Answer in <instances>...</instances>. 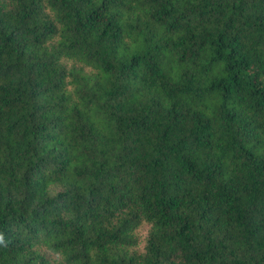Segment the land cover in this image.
Here are the masks:
<instances>
[{
    "label": "trees",
    "instance_id": "16d2710c",
    "mask_svg": "<svg viewBox=\"0 0 264 264\" xmlns=\"http://www.w3.org/2000/svg\"><path fill=\"white\" fill-rule=\"evenodd\" d=\"M0 264H264V0H0Z\"/></svg>",
    "mask_w": 264,
    "mask_h": 264
}]
</instances>
